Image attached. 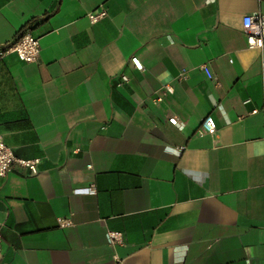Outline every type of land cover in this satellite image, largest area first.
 <instances>
[{
	"label": "crops",
	"instance_id": "0c3cea01",
	"mask_svg": "<svg viewBox=\"0 0 264 264\" xmlns=\"http://www.w3.org/2000/svg\"><path fill=\"white\" fill-rule=\"evenodd\" d=\"M247 15L264 0H0V47L29 29L41 50L0 59V137L37 160L0 178V264H264ZM207 116L219 149L197 132Z\"/></svg>",
	"mask_w": 264,
	"mask_h": 264
},
{
	"label": "built area",
	"instance_id": "2783aa9c",
	"mask_svg": "<svg viewBox=\"0 0 264 264\" xmlns=\"http://www.w3.org/2000/svg\"><path fill=\"white\" fill-rule=\"evenodd\" d=\"M106 16L104 10H100L96 13H88L87 18L90 23H96ZM242 30L245 35L246 44L249 49H262L264 48V15H247L242 20ZM40 45L37 37L33 36L29 29L22 30L15 39L0 47V59L9 54H15L20 61L25 63H36L40 57ZM135 69L143 70L142 65L135 57L131 59ZM202 69L206 73L207 77L212 78L206 65L202 66ZM184 74H181V77ZM122 82H127L126 77H122ZM166 91H170L165 87ZM256 112V111H255ZM170 123L176 124L175 119H170ZM200 135H208L212 138V148H221V142L216 137L217 129L214 120L211 116H207L202 119L197 131ZM264 142V139H262ZM37 160L25 161L17 160L14 157L13 151L8 147L2 138L0 137V178H4L12 169L14 163H18L21 166L34 170ZM87 192L93 194L95 192L94 187H89ZM60 226H67L70 224L69 219H58ZM2 228L3 225L0 222V248L2 244ZM108 239L111 244H117L121 242V234L117 232H109Z\"/></svg>",
	"mask_w": 264,
	"mask_h": 264
},
{
	"label": "trees",
	"instance_id": "16d2710c",
	"mask_svg": "<svg viewBox=\"0 0 264 264\" xmlns=\"http://www.w3.org/2000/svg\"><path fill=\"white\" fill-rule=\"evenodd\" d=\"M20 33V32H19Z\"/></svg>",
	"mask_w": 264,
	"mask_h": 264
}]
</instances>
